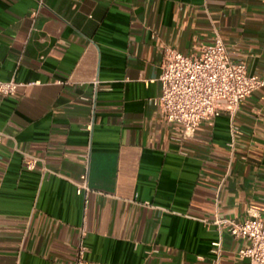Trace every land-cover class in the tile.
I'll return each instance as SVG.
<instances>
[{
	"label": "crops",
	"instance_id": "crops-1",
	"mask_svg": "<svg viewBox=\"0 0 264 264\" xmlns=\"http://www.w3.org/2000/svg\"><path fill=\"white\" fill-rule=\"evenodd\" d=\"M216 35L264 79V0H0V264H75L82 227L89 264H249L213 220L264 207V85L189 137L152 104Z\"/></svg>",
	"mask_w": 264,
	"mask_h": 264
},
{
	"label": "built area",
	"instance_id": "built-area-1",
	"mask_svg": "<svg viewBox=\"0 0 264 264\" xmlns=\"http://www.w3.org/2000/svg\"><path fill=\"white\" fill-rule=\"evenodd\" d=\"M35 1L38 6L44 2ZM157 79L159 94L152 104L158 107L165 122L178 126L182 137L192 136L206 117L216 116L221 111L232 115L245 97L264 85V79L249 74L243 62L230 59L217 35L211 44L202 46L194 54L183 55L171 47H163ZM19 85L14 79H0V95H14ZM34 163L32 160L28 167L33 168ZM75 185L77 194L86 190L84 182ZM213 221L232 238L247 240V246L237 250V259L246 258L249 264H264V207L248 206L240 221L230 218ZM84 236L82 227L75 264H89L85 259ZM219 247V240L212 242L210 251L218 255Z\"/></svg>",
	"mask_w": 264,
	"mask_h": 264
}]
</instances>
